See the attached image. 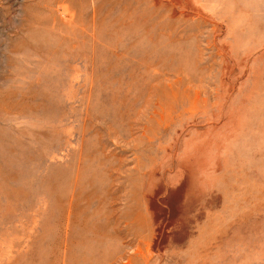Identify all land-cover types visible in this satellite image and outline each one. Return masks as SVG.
Masks as SVG:
<instances>
[{
    "label": "rangeland",
    "instance_id": "rangeland-1",
    "mask_svg": "<svg viewBox=\"0 0 264 264\" xmlns=\"http://www.w3.org/2000/svg\"><path fill=\"white\" fill-rule=\"evenodd\" d=\"M0 264H264V0H0Z\"/></svg>",
    "mask_w": 264,
    "mask_h": 264
}]
</instances>
